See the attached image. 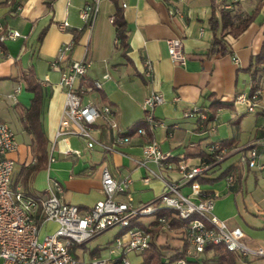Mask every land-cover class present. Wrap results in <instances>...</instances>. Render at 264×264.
Listing matches in <instances>:
<instances>
[{
  "label": "crops",
  "instance_id": "obj_1",
  "mask_svg": "<svg viewBox=\"0 0 264 264\" xmlns=\"http://www.w3.org/2000/svg\"><path fill=\"white\" fill-rule=\"evenodd\" d=\"M47 1L13 0L20 5L19 10L0 3L2 22L21 34L14 40L0 42V121L13 130L18 144L10 154L14 160L13 187L19 186L37 197L43 193L47 178H54L62 184L66 202L88 209L104 196L100 172L105 166L116 179L127 174L132 177L134 205L154 202L163 181L153 178L148 184L142 182L147 170L135 160L141 158L144 144L155 141L160 150L172 154V161L183 159L194 164L207 152V145L218 140L224 142L228 152L204 176L207 180L202 181V187L215 194L213 213L228 225L239 226L248 246L264 249V208L246 188L250 176L257 182L264 178V171L239 165V153L233 149L264 136V92L255 111L234 103L237 94L250 92L247 68L264 39V0H243L235 6L234 10L244 15L262 2L242 33L237 37L226 35L225 53L209 51L214 32L220 34L219 26L212 28L211 19L219 18L220 9H225L224 4L230 0H100L98 10L87 21L81 19L79 9L89 0H52L50 4ZM170 9L175 12L170 14ZM116 12L122 14L125 22L127 48L119 45L110 21ZM63 21L68 24L65 29L59 27ZM174 36L182 39V64L174 62L167 52L165 39ZM66 42H72L71 49L57 66L51 65L58 48ZM233 56L238 58L237 62ZM81 59L90 62L87 78L101 81V87L87 91L82 101L107 104L112 109L109 118L100 117L94 123V136L108 145L121 131L130 137L117 150L108 151L99 145L88 149L76 136L55 140L64 104L60 72ZM144 61L150 65L149 76L143 73ZM104 74L108 76L104 78ZM16 86H20L17 92ZM260 87L264 90V72L260 75ZM153 91L163 96V102L154 109V118L161 124L149 129L143 121L141 104ZM33 97H39V106L37 113L30 116L28 108ZM193 105H203L212 113L208 123L214 127L212 132L200 128L195 116L185 115ZM111 121L115 128L110 126ZM137 127H144L145 133H136ZM17 134H21V139ZM38 134L45 139V157L39 166L40 152L35 140ZM71 139L75 140V147L71 146ZM68 148L78 154H65ZM50 155L53 161H49ZM258 161L264 164V148H259ZM34 166L37 167L31 170ZM147 166L157 170L153 162ZM224 171L233 175L231 184L225 182ZM39 172H45L41 187L36 180ZM163 174L169 179L179 178L176 170H165ZM183 190L187 191V187ZM153 218L143 216L139 221L154 228ZM117 233L119 230L111 239ZM111 239L103 245L96 243L91 249L81 245V256L77 253L79 248L73 252L80 258L107 256L106 246ZM153 240L163 245L165 260L182 248V230H156ZM211 256V250L203 251L188 263L208 264L213 262ZM249 260L251 264H264V256L252 255Z\"/></svg>",
  "mask_w": 264,
  "mask_h": 264
},
{
  "label": "built area",
  "instance_id": "obj_2",
  "mask_svg": "<svg viewBox=\"0 0 264 264\" xmlns=\"http://www.w3.org/2000/svg\"><path fill=\"white\" fill-rule=\"evenodd\" d=\"M243 0H230L224 8L232 10ZM14 6L15 10L20 5L13 0H0V3ZM100 0H89L84 3L79 14L82 20L88 18L98 10ZM174 13V9L168 11ZM113 21V17H110ZM67 22L59 24L65 29ZM21 36L19 31L8 27L0 18V42ZM169 57L176 63L185 61L182 39L178 36L165 39ZM72 42L61 44L57 57L51 65L57 66L63 54L69 51ZM235 62L238 61L233 56ZM90 62L86 59L71 62L65 70L60 72L59 84L64 92V104L55 140H66L69 136H76L84 142L88 149L96 145L114 151L118 146L127 143L130 137L127 133H117L112 144H104L97 140L93 134V125L100 117L109 118L112 109L107 104H96L91 101L83 102L82 95L90 90L101 87L98 79H89L86 72ZM145 76L151 74L148 61H144ZM104 74L103 77H107ZM20 90L16 86L15 92ZM264 90L261 87L234 97V103L243 104L247 111H255L259 98ZM163 102L160 92H150L142 101L143 121L149 129L160 125L161 122L154 118V109ZM186 116H198L201 120L206 118L205 108L202 105H193L185 113ZM115 128L116 124L110 122ZM205 128L212 132V124ZM264 130V123L262 125ZM136 133L144 134V127H137ZM18 147L13 130L6 122L0 121V264H131L127 254L131 251L143 253L152 240L151 227L138 222L143 216H154V226L162 232H172L174 227L166 215L156 216L160 208L171 210L179 218L181 226L184 255L177 257L167 264H188L191 258L197 257L206 245L221 244L226 249L238 254L236 264H251L252 255L264 256L262 247L252 248L243 240L244 233L239 226H230L228 223L213 213L215 194L204 189L200 181L207 172L220 164L228 152L227 147L220 141L213 140L207 145L205 155L194 163L186 160L172 161V154L159 149L157 142L151 141L142 146V154L135 162L144 166L147 173L141 178L148 184L153 178L163 181V188L154 202L134 205L131 194L132 177L127 174L116 179L107 167H102L100 184L103 198L97 200L88 209H81L78 205L68 203L63 198L62 184L54 179L47 178L46 187L40 196L34 197L24 192L19 187L12 185L14 160L10 154ZM54 147V146H53ZM52 147V148H53ZM259 148H264V136L254 142L234 146L239 153L238 164L258 171H264V164L258 161ZM65 154L75 153L77 150L66 149ZM52 155L49 161H53ZM153 162L157 170L147 166ZM176 170L178 179L164 177L163 171ZM227 184L233 182V175H224ZM187 187V191L183 188ZM121 196L122 198H118ZM54 224L50 228V224ZM118 227L117 233L107 244V256L95 255L88 258H77L71 250L85 244L103 231ZM165 262V260H162Z\"/></svg>",
  "mask_w": 264,
  "mask_h": 264
},
{
  "label": "trees",
  "instance_id": "obj_3",
  "mask_svg": "<svg viewBox=\"0 0 264 264\" xmlns=\"http://www.w3.org/2000/svg\"><path fill=\"white\" fill-rule=\"evenodd\" d=\"M51 1L52 0H48L47 3L50 4ZM261 5L262 2H259L250 13H246L244 15L237 13L236 10L234 9L226 10L221 8L219 18L211 19L212 28L216 29L219 26L220 34L217 35L214 32L209 51L213 53H225L226 51H228L227 42L225 38L226 35L237 37L240 33H242L245 30V28L249 25V23L253 21V19L259 12ZM113 24L115 26L116 37L118 39L119 45L122 46L123 48H127L126 26L121 13L116 12V14L113 16ZM247 70L249 71L251 78V86H250V92H251L256 88L260 87V75L264 72V39L261 43L259 52L253 57V59L250 60ZM38 106H39V97H33L31 100L30 107L28 108V114L30 116L35 115L37 113ZM203 107L205 108V113H206V118L204 120H201L200 122L199 120L200 118L194 115L198 120L200 128L202 129L205 128V126L211 122L213 117L212 113H209L205 106ZM35 140H36V149H38V151L40 152L38 158L39 163L37 165L39 166L41 165V162L45 157V139L40 134H38ZM223 143L224 142H221L222 145H224ZM37 166L31 168V170L35 169ZM228 172L229 171H224V175L227 174ZM203 180L205 181L207 179L203 177L200 181L202 182ZM158 215H166L170 219L174 229L181 228L183 224V222L179 218H177L175 215L171 213V210L160 208L156 212V216ZM133 223L142 224L140 221L132 222V224ZM152 224L154 225L155 222L153 221ZM156 230L158 229L155 226L154 228L150 229L152 240L150 241L149 246L142 253L143 261L140 264H167L170 261L176 259L177 257L184 255L185 244L183 243L182 248L180 250H177L175 253H172L169 256H167L165 262H163L162 261V258L164 256V252L162 250L163 245L162 244L159 245L155 242V240H153V236ZM207 250L212 251L211 257L214 264H236L239 258L237 253L226 249L221 244L206 245L204 251Z\"/></svg>",
  "mask_w": 264,
  "mask_h": 264
},
{
  "label": "rangeland",
  "instance_id": "obj_4",
  "mask_svg": "<svg viewBox=\"0 0 264 264\" xmlns=\"http://www.w3.org/2000/svg\"><path fill=\"white\" fill-rule=\"evenodd\" d=\"M18 140L21 139V134H17ZM53 141V140H52ZM51 141V142H52ZM75 140L71 139V146L75 147ZM61 147V143H58V148ZM236 157V156H234ZM232 157L228 158L230 160ZM44 175L45 172H39L36 176L37 180V186L41 187L42 183L44 182ZM246 188L247 191H250L254 195V199L258 201V203L264 208V178L258 180L255 182L250 176L246 182ZM118 227H111L105 231H103L101 234H99L97 237H95L93 240H89L85 243L86 247H89L90 249L93 247L94 244L99 243L100 245H103L106 240L111 239V237L118 231ZM77 253L81 254V249H84L82 246H77ZM71 253L74 257L80 258L79 255L76 254V252H73V249L71 250ZM127 258L130 261L131 264H140L143 261V256L139 252L131 251L127 254ZM192 264V263H188ZM208 264H214V262H208Z\"/></svg>",
  "mask_w": 264,
  "mask_h": 264
}]
</instances>
